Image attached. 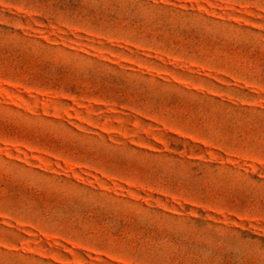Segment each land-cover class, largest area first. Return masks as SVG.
<instances>
[{
	"label": "rangeland",
	"instance_id": "1",
	"mask_svg": "<svg viewBox=\"0 0 264 264\" xmlns=\"http://www.w3.org/2000/svg\"><path fill=\"white\" fill-rule=\"evenodd\" d=\"M0 264H264V0H0Z\"/></svg>",
	"mask_w": 264,
	"mask_h": 264
}]
</instances>
